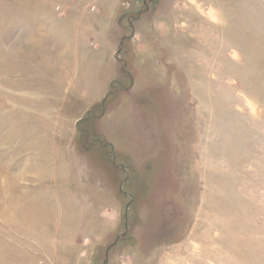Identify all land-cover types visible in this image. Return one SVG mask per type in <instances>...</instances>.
I'll return each instance as SVG.
<instances>
[{"label": "rangeland", "instance_id": "1", "mask_svg": "<svg viewBox=\"0 0 264 264\" xmlns=\"http://www.w3.org/2000/svg\"><path fill=\"white\" fill-rule=\"evenodd\" d=\"M0 264H264V0H0Z\"/></svg>", "mask_w": 264, "mask_h": 264}]
</instances>
